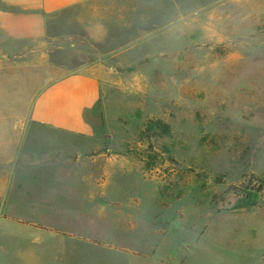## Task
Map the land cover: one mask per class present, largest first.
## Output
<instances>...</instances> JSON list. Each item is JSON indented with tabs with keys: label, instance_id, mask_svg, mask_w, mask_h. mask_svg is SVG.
I'll return each mask as SVG.
<instances>
[{
	"label": "rangeland",
	"instance_id": "rangeland-1",
	"mask_svg": "<svg viewBox=\"0 0 264 264\" xmlns=\"http://www.w3.org/2000/svg\"><path fill=\"white\" fill-rule=\"evenodd\" d=\"M48 25L43 44L0 50V119H29L43 87L91 71L108 202L75 223L74 194L36 215L2 199L0 264H264V0H96ZM12 158L11 192L29 179L25 151Z\"/></svg>",
	"mask_w": 264,
	"mask_h": 264
},
{
	"label": "crops",
	"instance_id": "crops-1",
	"mask_svg": "<svg viewBox=\"0 0 264 264\" xmlns=\"http://www.w3.org/2000/svg\"><path fill=\"white\" fill-rule=\"evenodd\" d=\"M91 1L96 0H0L1 52L9 47L25 46L24 43L43 44L51 18L63 16ZM99 93L98 78L91 71L67 75L39 91L29 119H0V134H4L0 136V201L4 199L6 203L10 197L14 204L22 200L36 215L41 213L39 208L42 206H51L56 197L74 194L75 198L67 200L70 217L74 219L64 221L75 223L84 221L86 207L97 212L98 207L107 206V156L93 150L94 126L86 117L98 106ZM0 95L5 96V92ZM6 105L0 103V112L10 110ZM28 126L60 135L61 138L57 139L60 146L47 151L31 146L23 148L26 136L22 132ZM27 139L30 144L41 143L36 137ZM18 150L25 151L20 173L29 179H21L12 193L9 177L12 175V157ZM40 176L49 179L41 180ZM1 217L20 225H36L33 227L41 230L38 224L42 221L38 217L31 220ZM50 233L64 236L53 231Z\"/></svg>",
	"mask_w": 264,
	"mask_h": 264
}]
</instances>
